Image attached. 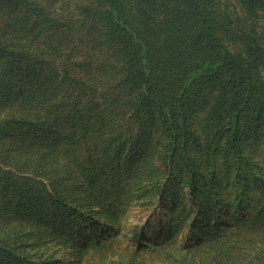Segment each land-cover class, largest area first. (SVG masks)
Returning <instances> with one entry per match:
<instances>
[{"label":"trees","instance_id":"1","mask_svg":"<svg viewBox=\"0 0 264 264\" xmlns=\"http://www.w3.org/2000/svg\"><path fill=\"white\" fill-rule=\"evenodd\" d=\"M0 264H264V0H0Z\"/></svg>","mask_w":264,"mask_h":264},{"label":"rangeland","instance_id":"2","mask_svg":"<svg viewBox=\"0 0 264 264\" xmlns=\"http://www.w3.org/2000/svg\"><path fill=\"white\" fill-rule=\"evenodd\" d=\"M231 48L235 49L234 47L231 46ZM260 188H263V187H260ZM260 188H256V189H253L251 190V192H249V197L247 199H245V201H243V205H246L248 206V208H252L254 206V203L256 201V199L259 197V196H262V193L263 191H261ZM245 208H243L242 210L244 211ZM163 209L160 205H158L156 208L151 209L149 212L151 213V217H152V220H153V223H155V225H157V222L159 220V218H162L163 216L161 214H164L163 212ZM148 212V213H149ZM234 213H238L237 212H234ZM140 216H145L144 214H141V213H138V211L136 210H133L131 209V212L129 214V218H128V221L127 224H136L137 222H139V218Z\"/></svg>","mask_w":264,"mask_h":264}]
</instances>
